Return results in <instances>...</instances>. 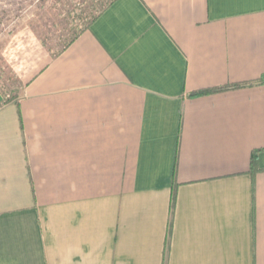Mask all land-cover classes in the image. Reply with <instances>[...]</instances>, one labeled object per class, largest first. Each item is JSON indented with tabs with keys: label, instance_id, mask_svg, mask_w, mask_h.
<instances>
[{
	"label": "crops",
	"instance_id": "crops-1",
	"mask_svg": "<svg viewBox=\"0 0 264 264\" xmlns=\"http://www.w3.org/2000/svg\"><path fill=\"white\" fill-rule=\"evenodd\" d=\"M0 41V264H264V0H110L55 51Z\"/></svg>",
	"mask_w": 264,
	"mask_h": 264
},
{
	"label": "rangeland",
	"instance_id": "rangeland-1",
	"mask_svg": "<svg viewBox=\"0 0 264 264\" xmlns=\"http://www.w3.org/2000/svg\"><path fill=\"white\" fill-rule=\"evenodd\" d=\"M109 1L0 0V31L12 26H26L33 30L49 49L55 51L56 47L70 39L79 27L84 28L89 24L95 13ZM0 84L4 89L16 86L13 74L3 63L1 56Z\"/></svg>",
	"mask_w": 264,
	"mask_h": 264
},
{
	"label": "trees",
	"instance_id": "trees-1",
	"mask_svg": "<svg viewBox=\"0 0 264 264\" xmlns=\"http://www.w3.org/2000/svg\"><path fill=\"white\" fill-rule=\"evenodd\" d=\"M261 83H264V81H261ZM245 86H247V85L236 84V85H231V86H226V87H221V88L200 90V91L191 93L189 95V97L194 98V97L206 96V95H209V94L219 93V92H223V91L230 90V89H238V88H242V87H245ZM12 100H13V97H10V98H8L6 100L1 101L0 102V107L5 105V104L10 103ZM257 154H258V151L253 152L251 154V158H250V173H251V176H253V174L255 172L260 171L256 167ZM174 203H175V185H173V187L171 189L170 221H169V224H168V232H170V225H171V218H172V214H173Z\"/></svg>",
	"mask_w": 264,
	"mask_h": 264
},
{
	"label": "water",
	"instance_id": "water-1",
	"mask_svg": "<svg viewBox=\"0 0 264 264\" xmlns=\"http://www.w3.org/2000/svg\"><path fill=\"white\" fill-rule=\"evenodd\" d=\"M0 100H1V97H0Z\"/></svg>",
	"mask_w": 264,
	"mask_h": 264
}]
</instances>
